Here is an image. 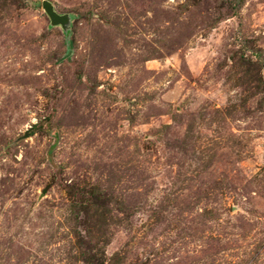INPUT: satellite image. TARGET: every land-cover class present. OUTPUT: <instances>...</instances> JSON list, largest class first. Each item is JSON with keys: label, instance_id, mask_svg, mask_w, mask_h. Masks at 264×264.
Returning <instances> with one entry per match:
<instances>
[{"label": "rangeland", "instance_id": "obj_1", "mask_svg": "<svg viewBox=\"0 0 264 264\" xmlns=\"http://www.w3.org/2000/svg\"><path fill=\"white\" fill-rule=\"evenodd\" d=\"M0 264H264V0H0Z\"/></svg>", "mask_w": 264, "mask_h": 264}, {"label": "water", "instance_id": "obj_2", "mask_svg": "<svg viewBox=\"0 0 264 264\" xmlns=\"http://www.w3.org/2000/svg\"><path fill=\"white\" fill-rule=\"evenodd\" d=\"M44 7H45V9L47 10V12H48L51 16H54V12L52 11V7L50 6V4H48L47 2H45Z\"/></svg>", "mask_w": 264, "mask_h": 264}]
</instances>
